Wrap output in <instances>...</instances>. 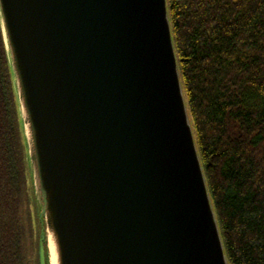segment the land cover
<instances>
[{
    "label": "water",
    "instance_id": "95a60500",
    "mask_svg": "<svg viewBox=\"0 0 264 264\" xmlns=\"http://www.w3.org/2000/svg\"><path fill=\"white\" fill-rule=\"evenodd\" d=\"M38 264H228L166 0H0ZM45 245V246H44Z\"/></svg>",
    "mask_w": 264,
    "mask_h": 264
},
{
    "label": "trees",
    "instance_id": "16d2710c",
    "mask_svg": "<svg viewBox=\"0 0 264 264\" xmlns=\"http://www.w3.org/2000/svg\"><path fill=\"white\" fill-rule=\"evenodd\" d=\"M166 7L227 263L264 264V0ZM44 230L0 23V264H38Z\"/></svg>",
    "mask_w": 264,
    "mask_h": 264
},
{
    "label": "bare ground",
    "instance_id": "6f19581e",
    "mask_svg": "<svg viewBox=\"0 0 264 264\" xmlns=\"http://www.w3.org/2000/svg\"><path fill=\"white\" fill-rule=\"evenodd\" d=\"M47 247L49 255V264H59V257L57 254L55 238L51 231H47Z\"/></svg>",
    "mask_w": 264,
    "mask_h": 264
}]
</instances>
